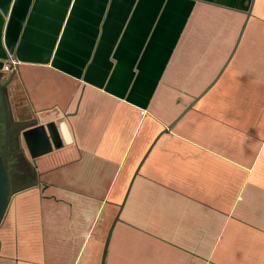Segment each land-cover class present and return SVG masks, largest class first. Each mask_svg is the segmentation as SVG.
<instances>
[{"label":"crops","instance_id":"1","mask_svg":"<svg viewBox=\"0 0 264 264\" xmlns=\"http://www.w3.org/2000/svg\"><path fill=\"white\" fill-rule=\"evenodd\" d=\"M0 105V264H264V0H0Z\"/></svg>","mask_w":264,"mask_h":264},{"label":"water","instance_id":"2","mask_svg":"<svg viewBox=\"0 0 264 264\" xmlns=\"http://www.w3.org/2000/svg\"><path fill=\"white\" fill-rule=\"evenodd\" d=\"M249 13H250V10L247 12V16L249 15ZM233 51L234 49L231 51L230 56L232 55ZM219 74L220 72L218 73V75ZM218 75L215 77V79L218 77ZM212 83H210V85ZM208 87H206L199 95L195 96L193 100L189 103V105L183 110L182 113H184L187 109H189L195 103V101L208 89ZM181 114L176 119H178L181 116ZM21 135L24 139V142L29 150L31 157H36L41 154L47 153L51 151L53 148L59 147L62 144L59 131L54 125V123L47 124V125L38 124V125L32 126L30 128L23 130L21 132ZM4 141L5 142H4L3 149L2 151H0V223L6 212L7 206L10 201V197L12 195L11 179H10L9 172L5 164V154L7 153V143H6V140ZM136 173H137V170L135 171V174ZM117 218H118V214L115 216L111 224V227L108 231V235L106 237V241H105L104 249H103L102 263H103V259L105 256L110 232Z\"/></svg>","mask_w":264,"mask_h":264},{"label":"rangeland","instance_id":"3","mask_svg":"<svg viewBox=\"0 0 264 264\" xmlns=\"http://www.w3.org/2000/svg\"><path fill=\"white\" fill-rule=\"evenodd\" d=\"M4 121V114H3V108H1V105H0V144L1 142H3V137H4V134H5V122ZM9 156L7 154H5V158H8ZM10 159V157H9ZM9 165L12 166L13 163L9 161Z\"/></svg>","mask_w":264,"mask_h":264},{"label":"built area","instance_id":"4","mask_svg":"<svg viewBox=\"0 0 264 264\" xmlns=\"http://www.w3.org/2000/svg\"><path fill=\"white\" fill-rule=\"evenodd\" d=\"M15 63H16V61H14V60H10V61H8L7 63H5L4 65H3V70L4 71H10V70H13L14 69V65H15Z\"/></svg>","mask_w":264,"mask_h":264},{"label":"trees","instance_id":"5","mask_svg":"<svg viewBox=\"0 0 264 264\" xmlns=\"http://www.w3.org/2000/svg\"><path fill=\"white\" fill-rule=\"evenodd\" d=\"M0 138H1V136H0ZM2 148H3V144H2V142H1V144H0V151H2ZM8 156L10 157L11 155H9V153H8ZM9 157L8 158H5V164H6V167H7V169H8V172H9V175H10V172H11V166L9 165Z\"/></svg>","mask_w":264,"mask_h":264}]
</instances>
